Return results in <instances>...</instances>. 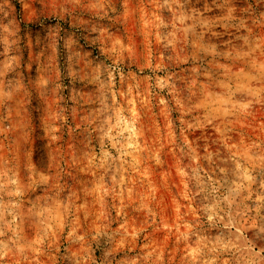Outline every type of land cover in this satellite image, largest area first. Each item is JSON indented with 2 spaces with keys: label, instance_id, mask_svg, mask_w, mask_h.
Wrapping results in <instances>:
<instances>
[{
  "label": "rangeland",
  "instance_id": "1",
  "mask_svg": "<svg viewBox=\"0 0 264 264\" xmlns=\"http://www.w3.org/2000/svg\"><path fill=\"white\" fill-rule=\"evenodd\" d=\"M55 3L0 0L6 8L0 13V35L13 39L11 33L18 30L20 51L13 54L21 55L17 72L24 76L11 110L0 108V127L7 130L0 142L16 152L22 177L33 152L53 177L54 164L62 169L56 182L64 186L65 198L75 193L78 234L102 223L118 230L111 264L131 258L138 264H201L192 259L197 237L226 233L200 226L202 208L214 202L213 187L216 196H224L241 182L243 173L233 158L245 168L255 165L250 206L262 191L264 24L247 16L255 0H180L170 9L158 6L163 0H111L117 12L100 21L103 35L91 30L97 18L86 8L72 10L67 24L45 28ZM258 6L264 9V0ZM159 16L167 28L157 26ZM97 55L106 68H119L110 91H105L107 71L100 81L94 79ZM42 75L51 79L44 93L37 83ZM13 76L4 78L6 85ZM60 109L66 122L54 119ZM102 149L117 157L107 171L86 159L99 157ZM101 175L110 186L113 175L123 182L103 199L97 184ZM256 223L251 228L247 221L245 235L259 248L264 246L256 239L259 218ZM189 225H194L191 231ZM125 229L141 231L133 240ZM36 230L35 222L26 219L25 237L33 239ZM185 232L187 241L181 238ZM81 248L69 242L66 229L56 247L37 259L75 264ZM103 251L95 249L97 264H103ZM160 253L163 259L157 260Z\"/></svg>",
  "mask_w": 264,
  "mask_h": 264
},
{
  "label": "clouds",
  "instance_id": "2",
  "mask_svg": "<svg viewBox=\"0 0 264 264\" xmlns=\"http://www.w3.org/2000/svg\"><path fill=\"white\" fill-rule=\"evenodd\" d=\"M260 3L261 0H255V4L249 3L247 16L253 22L264 24V9L258 6ZM173 4L179 6L180 0H163V4L158 6L170 9ZM76 8H86L97 18L96 22L91 24V30L99 32L101 35L104 34L105 28L100 21L109 17L110 12L113 15L117 12L116 7L111 5V0H57L45 28H49L53 24L59 27L61 22L67 24L68 17ZM0 13H6L5 5L0 4ZM156 19L158 27H168L162 16ZM179 19L181 21L185 19L183 14L179 15ZM17 31L11 33L15 37L13 39L0 35V44L4 47L3 53H0L4 56V60L0 61V108L8 107L9 110H11L12 103L16 102V96L23 90L24 76L23 73L17 72L21 63V55L13 54L20 51ZM64 32L65 35L68 34L66 29ZM93 59L97 61L96 71L93 74L94 79L100 81L107 71L108 79L105 81L107 85L105 91H110L115 79L114 72L119 68L114 66L106 68L99 55ZM9 73L14 76L6 85L4 78ZM71 74L74 78L77 75L75 72ZM37 83L39 90L44 93L48 91L51 79L42 75ZM63 113L64 109H60L54 119L66 122L67 116ZM100 130H103V125ZM6 131L5 128L0 127V135H5ZM54 139L59 140L60 138L57 136ZM0 152L10 154L0 155V264H6L9 258H14L15 264H22L23 261L30 259L35 261V264H40L37 257L47 254L49 249L56 247L61 234L66 229L69 242L82 245L81 250L74 254L75 264H88L90 260L92 264H97L94 259L96 248L104 249L103 264H111V261L108 260L112 254L110 246L116 243L118 230H110L108 224L102 223L91 232L78 234L79 225L73 218L74 210L79 211L74 201L75 193H70L65 198L64 186L56 182L62 169L54 164L57 167V176L53 177L46 170L45 162L33 152L27 161L26 172L22 177L18 156L14 149L0 142ZM123 155L124 152L121 150V156ZM86 159L90 165L94 164L95 167L107 171L105 166L115 161L117 157H113L110 152L102 149V154L99 157H86ZM233 159L238 172L243 173L241 182L224 196H216L217 189L213 187L209 195L213 197L214 202L205 204L202 208L205 215L199 221L200 226L206 225L208 229H223L226 230V233L214 237H206L201 234L197 237L196 248L193 250L195 254L192 259L200 261L201 264H221V261L222 264H264V246L258 248L257 243L245 235L247 221L251 220L249 227L256 228V218H259L261 224L256 232V239L264 241V216H261V211L264 210V178L259 180V188L262 191L250 206L248 201L252 200L251 185L257 183V175L253 174L255 165L245 168L241 163L235 161V158ZM259 160L264 161V156L259 157ZM159 162V158H157V163ZM73 163L76 161L74 160ZM249 163L252 161L250 160ZM193 171L195 172V169ZM116 172L119 173L120 169L117 168ZM184 175L187 176V173L185 172ZM259 175L264 177V173ZM195 179L198 183L200 182L199 174H196ZM122 183L116 175H113L110 186L106 182L105 176L101 175L97 181L101 199L114 193L115 186ZM201 191L204 189L201 188ZM244 192L247 194H242ZM222 203L225 205L224 207L221 206ZM26 204L30 206L26 207ZM83 207L86 208V205ZM252 213L255 215H251ZM100 216L105 220L108 219L107 213L104 211L100 213ZM26 219L34 221L37 226L35 236L31 240L27 239L23 233ZM193 227L194 225H189V231ZM140 231V229H136L127 232L125 229L127 236L133 240L139 236ZM192 234L196 235V233ZM181 238L187 241L188 233H181ZM148 256L151 257L152 253L150 252ZM162 259L163 254L160 253L157 260ZM123 264H138V258H131L124 261Z\"/></svg>",
  "mask_w": 264,
  "mask_h": 264
}]
</instances>
